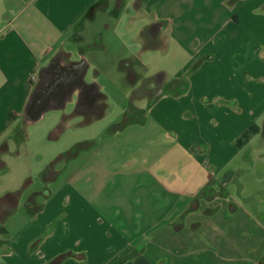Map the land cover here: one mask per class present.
Returning <instances> with one entry per match:
<instances>
[{"label":"crops","instance_id":"0c3cea01","mask_svg":"<svg viewBox=\"0 0 264 264\" xmlns=\"http://www.w3.org/2000/svg\"><path fill=\"white\" fill-rule=\"evenodd\" d=\"M169 48L185 56L176 80L205 62L148 109L138 159L112 139L67 140L73 125L115 128L96 85L48 120L26 116L57 59H111L126 77ZM260 137L264 0H0V264H264V175L247 190L233 165L264 157L245 155Z\"/></svg>","mask_w":264,"mask_h":264},{"label":"rangeland","instance_id":"374dc122","mask_svg":"<svg viewBox=\"0 0 264 264\" xmlns=\"http://www.w3.org/2000/svg\"><path fill=\"white\" fill-rule=\"evenodd\" d=\"M170 48L160 55H157L156 58H151V53L148 52V57L145 58L147 64L144 66H132V70L135 75L124 77L125 75L118 72V65L113 62L111 59L106 62L105 58L98 57L99 61L97 63L98 68H94L93 64L87 62L90 65V68L87 70L86 75L83 78L84 83L88 85H96L103 95L100 102V121L101 125H106L105 123L115 124V128L112 129V125L108 129H96L95 127L89 126H80L73 125L67 131V140L77 141V138H87L94 135L96 137L97 143L105 142L108 139H112V146H114L117 156L128 153L135 158H139V153L141 148H147L149 152V145H146L144 139H149L153 135L148 133L147 136H144L141 133L140 126L146 120L151 122V118L148 116V109L152 107L161 95H167L171 97H178L186 91V84L188 77L196 72L203 62L204 58H200L198 61L193 62L181 79L176 80L174 74L182 67L183 61L185 59L184 55L178 54L177 61H170ZM153 54V53H152ZM169 58V60H168ZM187 59V58H186ZM72 62H77L76 57L72 59ZM93 63L92 60H90ZM177 82L173 87L172 83ZM77 96L76 94H71L66 100L62 109H51L45 113V120H48L49 116L54 112H64L68 110L70 105L76 104ZM148 116V117H147ZM80 121L77 119H69V123H75ZM128 128L125 133H120V128ZM82 127V128H81ZM262 136V135H261ZM85 143V142H84ZM78 141L73 148L71 153L77 152L82 147H85V144ZM163 151V150H161ZM195 152H197L195 150ZM249 154H264V138L260 137L254 143L250 144L245 151V155ZM117 158V157H116ZM264 157L261 156L259 160H253V156L249 158H243L238 162H233V165L239 164L240 169H243L247 172L248 176H244L242 180L244 181L243 185L247 190H250L252 186L255 185L251 174L253 171H261L264 175ZM135 162V161H134ZM124 162L122 164L118 163V167H124ZM65 175V176H64ZM55 184L51 187L52 189L58 187L61 184V181L66 178L64 174ZM38 179L35 180L37 182ZM247 180V181H246ZM240 181V180H239ZM264 181V177L262 178ZM113 182L118 183L119 178L113 177ZM241 182V181H240ZM82 184L79 183L78 186ZM237 185V182L236 184ZM260 185H263L262 183ZM89 187L91 185L89 184ZM19 215L23 214V209H18ZM61 257H67L63 255ZM60 257L57 259L59 260Z\"/></svg>","mask_w":264,"mask_h":264},{"label":"water","instance_id":"95a60500","mask_svg":"<svg viewBox=\"0 0 264 264\" xmlns=\"http://www.w3.org/2000/svg\"><path fill=\"white\" fill-rule=\"evenodd\" d=\"M87 67L84 61L74 62L67 66H61L58 59L53 61L43 72L46 81L35 90L31 97L26 111L28 120L38 121L46 111L63 106L75 89L86 87L83 78Z\"/></svg>","mask_w":264,"mask_h":264},{"label":"trees","instance_id":"16d2710c","mask_svg":"<svg viewBox=\"0 0 264 264\" xmlns=\"http://www.w3.org/2000/svg\"><path fill=\"white\" fill-rule=\"evenodd\" d=\"M176 83L177 82L172 83L171 87H173ZM29 103H30V101H29ZM29 103L27 106H29ZM254 129L255 128L251 127L247 132H245L243 134V136L237 141V146L240 147L242 144H244L246 142V140L248 139V137L255 131Z\"/></svg>","mask_w":264,"mask_h":264}]
</instances>
